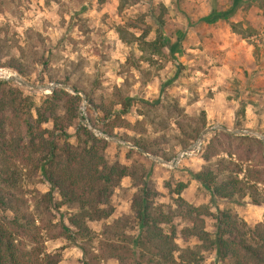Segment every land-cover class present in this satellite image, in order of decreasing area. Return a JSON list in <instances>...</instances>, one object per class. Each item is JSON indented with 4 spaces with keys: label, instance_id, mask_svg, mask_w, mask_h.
Masks as SVG:
<instances>
[{
    "label": "rangeland",
    "instance_id": "374dc122",
    "mask_svg": "<svg viewBox=\"0 0 264 264\" xmlns=\"http://www.w3.org/2000/svg\"><path fill=\"white\" fill-rule=\"evenodd\" d=\"M232 2L0 0V69L8 74L7 79L0 78V96L12 91L17 102L21 99V106L4 114L7 139L10 123L26 118V106H39L40 97L51 93L23 83L35 87L55 84L53 89L78 95L81 101L72 119L58 105L56 125L67 127L58 143L78 146L75 133L82 126L103 141L99 147L105 166L125 173L114 178L108 201L99 206L98 212L105 210L108 215L99 212L96 220L85 219L87 233L81 234L68 221L80 213L78 204L64 202L54 209L60 201L56 193L52 204L46 201L43 195L49 186L30 162L23 163L21 147L26 140L20 134V142L16 136L17 154L4 155L15 184L9 188L0 182V186L2 192L13 195L19 215L34 218L36 240L22 239L25 249L41 248L53 264H117L108 257L113 249H135L130 243L137 235L131 201L141 191L154 216L164 219L160 229L174 233L178 249L202 248L194 238L182 237L190 218L185 206L176 205L178 198L182 205L207 207L211 215L227 211L235 218L238 232L256 231L264 237V163L258 159L257 146L237 140L242 150L236 147L212 155L205 149L220 127L235 136L258 140L256 135L262 136L264 157V72L260 71L264 67V0H237L234 7ZM157 31L161 40L153 46ZM156 47L160 50L153 53ZM8 64L17 71L7 68ZM70 86L81 92L73 94ZM121 99L128 102L124 112L120 104L115 105ZM89 102L99 106L101 113L92 111ZM200 134L199 150L176 166H167ZM246 147L250 153H245ZM227 152L233 156H226ZM146 153L150 158L143 156ZM249 166L259 174V183L241 179ZM238 169L241 173L236 174ZM202 172H210L217 183L236 177L246 187L245 196L226 202L212 200L192 178ZM94 196L89 198L95 200ZM12 216L11 211L0 212V218ZM202 224L211 235L212 218H202ZM145 260L144 256L131 264H147ZM194 264L232 261H217L209 249Z\"/></svg>",
    "mask_w": 264,
    "mask_h": 264
},
{
    "label": "trees",
    "instance_id": "16d2710c",
    "mask_svg": "<svg viewBox=\"0 0 264 264\" xmlns=\"http://www.w3.org/2000/svg\"><path fill=\"white\" fill-rule=\"evenodd\" d=\"M236 1L233 0V7ZM230 13L231 9L225 14ZM204 21L211 23L214 20ZM156 34L157 38L152 42L153 46H156L158 40H161V33L157 31ZM159 50L160 47H156L153 53H157ZM6 66L17 71L13 64ZM62 85L66 84L62 83ZM70 88L73 92H81L74 87L70 86ZM40 98L42 101L39 106L32 103L26 106L28 117L21 119L20 122L19 119H16L10 123L11 137L7 139L4 132L6 119L4 114L6 110L21 106V99L18 98L17 102L12 91H8L6 94L2 93L0 96V182L6 183L9 188L14 187L13 174L8 168L4 155L7 152L17 154L18 144L17 141H14L13 144V140L17 136L21 142V134L26 140V144L21 147L23 149L21 156L23 163L26 160L30 162L34 171L39 173L49 186V191L43 197L52 204L53 193L59 196L60 201L55 204L54 209L58 205H64V202H76L80 213L73 215L68 221L73 228L79 230V233H87L83 221L85 219L96 220L99 212H102L103 217L108 215L105 210L98 212L99 206L103 205V200L105 203L108 201V189L112 187L114 178L120 179L125 176V173L123 170L116 171L105 166L100 154L101 147H99V143L103 141L94 138L82 126H79L75 133L78 146H71L66 142L58 143L57 138L65 135L64 130L67 128L63 127L61 123L56 125L58 105L64 106L61 107L66 114H69L70 119L76 118V110L81 102L78 95H70L63 90L53 89L49 95ZM88 104L89 107L92 106V111L97 110L98 114L101 113L98 111L99 106L97 107L91 102ZM118 104H120L122 112L128 108V102L123 101V99L115 103V105ZM110 113L111 110L107 111L105 116ZM45 125L46 128L41 129ZM49 125L52 126L51 131L47 129ZM103 134L109 136V133ZM237 140L254 143L259 152L258 159L264 163L261 141L247 135L235 136L216 131L213 132L205 149L206 151L210 150V154L216 155L219 150L227 151L229 149L230 151V149H235L238 146L236 145V143L238 144ZM137 148L146 152L144 147ZM239 148L238 150H242ZM250 152V149L246 147L245 153ZM225 155L229 157L233 156V153L227 152ZM246 156L248 159L251 157L250 155ZM252 171L250 166L247 167L241 179L259 183V174L256 171L252 173ZM250 172L251 175L248 174ZM239 173H241L240 169L237 170L236 174ZM192 178L208 191L212 200L226 202L245 196L246 187L236 177L217 183L210 172H202L192 175ZM91 194H95V200L89 198ZM141 194L137 200L131 201V208L135 217L134 228L137 230V235L130 243L131 247L135 249H113L108 257L115 260L117 264H131L132 261L141 260L144 256L147 264H194L200 253L209 249H213L214 258L217 261L230 259L232 264H264V237L259 233L256 231H250L247 235L240 233L237 231L235 218L229 212L217 210L216 214L211 215L207 207L193 208L189 205H182L184 203L179 198L176 199V205L185 206L186 214L190 218V227L182 231V237L184 239L194 238L201 243L202 248L178 249L173 242L174 233L171 231L166 234L160 229L164 219H157L154 216L156 214L153 212V207L150 206L145 191H141ZM13 201V195L10 192H2L0 186V212L11 211L13 213L11 219L0 218V264H53L50 263L49 256L41 248L25 249L20 243L22 239L35 242L34 218L32 215H19L18 206ZM204 217H211L214 221L212 237L204 231L202 224Z\"/></svg>",
    "mask_w": 264,
    "mask_h": 264
},
{
    "label": "built area",
    "instance_id": "2783aa9c",
    "mask_svg": "<svg viewBox=\"0 0 264 264\" xmlns=\"http://www.w3.org/2000/svg\"><path fill=\"white\" fill-rule=\"evenodd\" d=\"M0 78H5V79L8 78V74H7V71L5 69H0ZM201 143H202L201 140L200 141L196 140L188 149L178 153V155L172 161H170L167 164V166H170V167L176 166L179 163L180 159H182L183 157H185L187 155L193 154L195 151L199 150ZM127 146L132 148L130 145H127ZM143 156L150 158V156L148 154H143ZM158 161H160V160H158Z\"/></svg>",
    "mask_w": 264,
    "mask_h": 264
},
{
    "label": "water",
    "instance_id": "95a60500",
    "mask_svg": "<svg viewBox=\"0 0 264 264\" xmlns=\"http://www.w3.org/2000/svg\"><path fill=\"white\" fill-rule=\"evenodd\" d=\"M23 85H25V86H27L28 88H31V89H33V88H37V89H46V90H49L50 92L52 91V87L53 86H56L55 84H53L52 86H45V87H35V86H33V85H30V84H27V83H23ZM68 90H70V89H68ZM70 92H72L73 94H76V93H74L72 90H70ZM218 129H220L221 131H224V132H229V131H227L226 129H224V128H220V127H218ZM208 130H210V129H207V130H205V132H207ZM234 133H237V134H253V133H251V132H249V131H233ZM260 140H263V137L262 136H260V135H256ZM201 138H202V134H200L199 136H198V139H197V141H200L201 140Z\"/></svg>",
    "mask_w": 264,
    "mask_h": 264
},
{
    "label": "crops",
    "instance_id": "0c3cea01",
    "mask_svg": "<svg viewBox=\"0 0 264 264\" xmlns=\"http://www.w3.org/2000/svg\"><path fill=\"white\" fill-rule=\"evenodd\" d=\"M256 68V67H255ZM261 68H263V69H260V71H263L264 72V67H261Z\"/></svg>",
    "mask_w": 264,
    "mask_h": 264
},
{
    "label": "bare ground",
    "instance_id": "6f19581e",
    "mask_svg": "<svg viewBox=\"0 0 264 264\" xmlns=\"http://www.w3.org/2000/svg\"><path fill=\"white\" fill-rule=\"evenodd\" d=\"M11 78V77H10Z\"/></svg>",
    "mask_w": 264,
    "mask_h": 264
}]
</instances>
